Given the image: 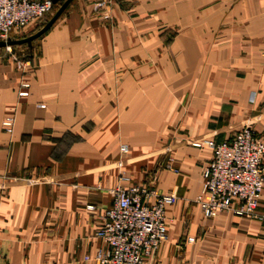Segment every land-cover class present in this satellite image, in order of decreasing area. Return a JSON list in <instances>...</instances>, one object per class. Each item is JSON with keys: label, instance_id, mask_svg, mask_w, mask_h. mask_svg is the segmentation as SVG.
Listing matches in <instances>:
<instances>
[{"label": "crops", "instance_id": "0c3cea01", "mask_svg": "<svg viewBox=\"0 0 264 264\" xmlns=\"http://www.w3.org/2000/svg\"><path fill=\"white\" fill-rule=\"evenodd\" d=\"M96 1L68 2L27 64L0 51V264H96L83 255L123 175L144 202L175 196L141 264H264V159L260 218L205 217L210 149L189 143L264 134V0Z\"/></svg>", "mask_w": 264, "mask_h": 264}, {"label": "built area", "instance_id": "2783aa9c", "mask_svg": "<svg viewBox=\"0 0 264 264\" xmlns=\"http://www.w3.org/2000/svg\"><path fill=\"white\" fill-rule=\"evenodd\" d=\"M106 1L97 0L95 6L102 7ZM52 6V0H0V40L10 37L25 24L41 19ZM21 63L23 66L27 61ZM19 86L17 94L26 95L27 82L21 81ZM13 120V114L1 118L0 125L5 132L11 131ZM189 143L210 149V157L200 170V189L194 196L202 215L212 217L223 211L260 218L256 204L263 183L264 134L243 124L228 139L216 142L203 137L189 139ZM118 149L126 152L127 145L120 143ZM126 178L119 176L110 188V204L93 232L102 245L92 254H84V259L96 264H141L165 238V206L173 203L175 196L155 193L151 203L144 202L140 194L146 193L145 188L125 184ZM191 239L186 237L187 241Z\"/></svg>", "mask_w": 264, "mask_h": 264}, {"label": "rangeland", "instance_id": "374dc122", "mask_svg": "<svg viewBox=\"0 0 264 264\" xmlns=\"http://www.w3.org/2000/svg\"><path fill=\"white\" fill-rule=\"evenodd\" d=\"M60 1L62 0H57L56 2H54L50 11L41 19L33 22H29L25 24L22 28H20L17 32H12L10 38L23 37L36 31L45 22V20L48 19L53 14V12L58 7ZM32 40L30 41V43H32ZM28 50H30V48L25 42L10 44L8 48H5L4 46L0 47V51L6 53L11 58L12 61H20V62L27 60L28 52H29Z\"/></svg>", "mask_w": 264, "mask_h": 264}, {"label": "water", "instance_id": "95a60500", "mask_svg": "<svg viewBox=\"0 0 264 264\" xmlns=\"http://www.w3.org/2000/svg\"><path fill=\"white\" fill-rule=\"evenodd\" d=\"M57 0H52V2H56ZM70 0H62L60 1L58 7L56 8V10L53 12V14L45 20V22L33 33L28 34L26 36L23 37H19V38H10L7 37L4 40H0V47H3L5 45H10V44H14V43H21V42H25L28 46H30V41L32 39H34L35 37H37L41 32H43L47 27H49V25L55 20V18L58 16V14L62 11V9L66 6V4L69 2Z\"/></svg>", "mask_w": 264, "mask_h": 264}]
</instances>
